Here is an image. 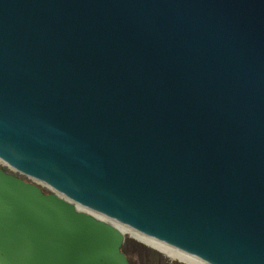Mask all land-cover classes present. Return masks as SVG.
I'll use <instances>...</instances> for the list:
<instances>
[{"label":"water","instance_id":"1","mask_svg":"<svg viewBox=\"0 0 264 264\" xmlns=\"http://www.w3.org/2000/svg\"><path fill=\"white\" fill-rule=\"evenodd\" d=\"M0 159V264H264V0H0Z\"/></svg>","mask_w":264,"mask_h":264},{"label":"flooded vegetation","instance_id":"2","mask_svg":"<svg viewBox=\"0 0 264 264\" xmlns=\"http://www.w3.org/2000/svg\"><path fill=\"white\" fill-rule=\"evenodd\" d=\"M135 239L132 241L125 237L122 245L130 264H196L179 255L168 253L159 245L147 243L137 236Z\"/></svg>","mask_w":264,"mask_h":264},{"label":"bare ground","instance_id":"3","mask_svg":"<svg viewBox=\"0 0 264 264\" xmlns=\"http://www.w3.org/2000/svg\"><path fill=\"white\" fill-rule=\"evenodd\" d=\"M2 161V160H1ZM85 207V206H83ZM92 212L96 213L97 215H100L101 217H105L102 213L96 211V210H93L91 209ZM118 225V227H120L123 232H130L132 235H135L139 238H141V240L147 242V243H153L155 245H159L160 248H164L168 253L170 254H176V255H179L180 257L184 258V259H187L191 262H194L196 264H209L208 262H205L204 260H202L201 258H198L194 255H191V254H188L180 249H177V248H174L170 245H167L166 243H162L161 241H159L158 239H155L153 238L152 236H147L143 233H141L140 231H137L135 228L133 229L132 227L126 225V224H123L121 222L119 223H116ZM127 233V232H126Z\"/></svg>","mask_w":264,"mask_h":264},{"label":"rangeland","instance_id":"4","mask_svg":"<svg viewBox=\"0 0 264 264\" xmlns=\"http://www.w3.org/2000/svg\"><path fill=\"white\" fill-rule=\"evenodd\" d=\"M0 165L1 166H4L5 168H7V169H9V170H11V171H13V172H17L18 170H16L15 168H13L12 166H10V165H8V164H6L3 160L1 161V159H0ZM33 179V178H32ZM31 179V180H32ZM35 180V179H34ZM35 181H37V180H35ZM37 182H39V181H37ZM45 189L47 188V186H45L44 184H42L41 182H39ZM126 237L129 239V240H132V241H134V240H136L135 239V237L136 236H133L130 232H127L126 233Z\"/></svg>","mask_w":264,"mask_h":264}]
</instances>
